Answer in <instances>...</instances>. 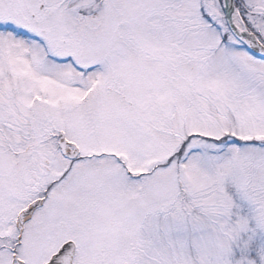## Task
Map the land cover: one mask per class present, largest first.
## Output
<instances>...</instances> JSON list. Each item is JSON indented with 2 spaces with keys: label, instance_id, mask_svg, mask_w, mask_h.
I'll list each match as a JSON object with an SVG mask.
<instances>
[{
  "label": "snow or ice",
  "instance_id": "6c2138e0",
  "mask_svg": "<svg viewBox=\"0 0 264 264\" xmlns=\"http://www.w3.org/2000/svg\"><path fill=\"white\" fill-rule=\"evenodd\" d=\"M0 264H264V0H0Z\"/></svg>",
  "mask_w": 264,
  "mask_h": 264
}]
</instances>
